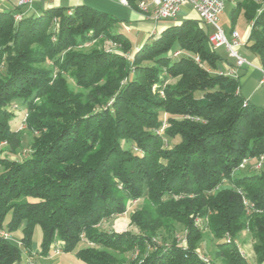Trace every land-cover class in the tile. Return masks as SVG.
Returning a JSON list of instances; mask_svg holds the SVG:
<instances>
[{
    "label": "trees",
    "instance_id": "16d2710c",
    "mask_svg": "<svg viewBox=\"0 0 264 264\" xmlns=\"http://www.w3.org/2000/svg\"><path fill=\"white\" fill-rule=\"evenodd\" d=\"M125 1L138 10L141 0ZM240 13L264 66V0H237L232 26ZM116 22L87 5L0 10V264L32 256L36 226L41 257L59 241L84 264H212L197 251L204 230L218 240L211 258L249 264L235 243L248 229L264 263V171L234 177L243 159L264 156V107L236 93L240 76L219 74L198 17L136 49ZM99 37L119 52L78 47ZM23 125L30 152L11 157ZM141 199L128 215L135 232L99 228Z\"/></svg>",
    "mask_w": 264,
    "mask_h": 264
},
{
    "label": "rangeland",
    "instance_id": "374dc122",
    "mask_svg": "<svg viewBox=\"0 0 264 264\" xmlns=\"http://www.w3.org/2000/svg\"><path fill=\"white\" fill-rule=\"evenodd\" d=\"M118 4H119V0H118ZM234 6V3L232 0H225V6L223 11L218 15L217 17V25L223 29V31L226 33V35L229 37L228 35V30L232 27V8ZM125 8V6H124ZM118 13H120V11H124L123 8L118 7ZM127 11V10H125ZM139 11V10H138ZM175 21H182L183 20V15L178 13L175 17V19H172ZM172 20H166V21H172ZM247 26V21L245 20L244 16L242 13H240L236 20H235V24L234 27L236 28V30L238 31V33H242V31L246 28ZM209 33H211L213 31V29L211 27H207ZM113 32L117 33V32H121L126 34L131 40H133V37L127 33H125V30L123 29V24H121L120 19L118 22H116L114 24L113 27ZM134 41V40H133ZM132 41V42H133ZM80 49H82L83 51H90L92 49H97V50H105V51H116L119 52V50L117 49V47L110 42L109 40H106L104 38H97L93 41L90 42H86L83 45L78 46ZM216 52L219 54L221 60L218 62V66L222 69H224V62H228V63H234V59L229 55V53L226 51V49L224 47L222 48H217ZM237 52L239 54V56H241L242 58L246 59L248 62H253V54L249 52V50L245 49V47H240L237 49ZM45 66H47V64H44ZM258 67L261 68V70L264 71V66L261 65L260 63H258ZM237 69V75H241L240 79L242 77L243 74H246L249 71H254L255 74H253L251 76V78L253 79V77L255 75L261 74L262 72L257 69V68H252L250 66H243L242 68H236ZM1 73H5V70L3 68H0V74ZM174 80L173 79H169L166 83H173ZM164 83V85L166 84ZM249 83V82H248ZM240 86H241V81H240ZM251 86H253V84H251ZM245 87L247 88V84L245 85ZM153 89V87H152ZM155 90V89H153ZM74 91H77L76 88H74ZM259 95L260 97H262V99L264 100V86H261L259 88ZM261 103H259V107H264V101H259ZM11 109V108H10ZM16 115L17 118L19 120V123H22L23 117L25 118V116H27V111L24 108H17L16 110L13 111ZM161 119L163 120V124H162V128L157 132L160 133V131H162L167 125L165 122L166 119V115L162 114L161 115ZM21 129H23V137H22V144H21V149H20V153L19 155H11V157H16V158H21L24 157L26 155H28V153L30 152L29 149V141L31 140V136L27 133V131L24 129V125L21 127ZM177 142V139H173L171 141H169V144H173ZM2 147H4L2 145ZM257 161L256 158H252L248 161V163L241 169L237 170L234 172V177H241V176H246V175H252V174H256L259 172L264 171V163H262V165H260L259 167L255 168ZM249 167H252L254 169H257L258 171L256 173H251L249 171ZM1 171V168H0ZM227 184V183H226ZM143 202V199L138 200V201H130L128 203L126 212L122 215L119 216H114L110 219L104 220L100 223L99 228L105 231H115V232H123V231H136V228L132 225H130L129 222V213L134 211L135 209H137L138 206H140ZM199 225L203 226V220H199ZM247 224V222H246ZM21 235V233L18 231L15 233V237L13 238V240L17 243L18 241V237ZM184 231L182 229L181 226H177V231L174 233V238L176 239V241L178 243H184ZM218 240H215L212 235L209 233L208 230H204L203 233V238L201 240V243L198 247V250L200 252V255L203 256L206 259H210L212 264H223L221 262V260L219 259H214L211 258L214 251H215V243ZM41 242V230L38 226H36L34 228V233H33V239H32V251L33 254L31 257H27V255H25V252L22 255L21 261L19 264H28V262L31 263H39V262H43L46 264H58V263H63V264H84L83 262H81L80 260H78L73 254H66L63 253L61 248L59 247V244H61V242L58 241L57 244H54L52 246L51 249V253L46 256V257H41L38 254L39 251V245ZM235 243L237 245L238 251L239 253H243V256L245 257V259L248 261L249 264H264V263H260L257 260V257L254 253L253 250V245L255 243V239L253 238V235L248 231V229H245L243 231H241L240 233H238L235 237Z\"/></svg>",
    "mask_w": 264,
    "mask_h": 264
},
{
    "label": "crops",
    "instance_id": "0c3cea01",
    "mask_svg": "<svg viewBox=\"0 0 264 264\" xmlns=\"http://www.w3.org/2000/svg\"><path fill=\"white\" fill-rule=\"evenodd\" d=\"M232 1L235 6L237 0H232ZM77 5H87L95 10L104 12L107 15L114 17L117 20V22L120 19L121 24H123V29L125 30V33L131 35L134 41L131 40L126 34L124 33L122 34H124L130 39L132 48L134 49H136L144 41H146L150 35H155L156 33L161 32L165 27L178 22L175 20L154 21L149 16V14H144L138 10H133L129 8L127 4L126 5L122 4L120 0H119V4H118V0H32L30 4L21 7L19 5V0H0V10H11L16 8H21L24 14H30V13L39 14L41 13V11H43L46 8H51V7L73 8ZM118 7L124 9V11H120L121 14L118 13V10H120L118 9ZM178 13L183 15V20L197 19V14L188 5L181 6ZM250 26L251 23L247 22L246 28L242 31V33L239 34L242 41L244 42L243 47H245V49L247 50L249 49L246 47L245 42L249 34ZM233 30L237 31L234 25L228 30V35H230V33ZM253 56H254L253 62L251 63L253 65H258L259 63L258 58L254 54ZM223 65L225 68L224 69L220 68L219 71L226 73L227 71L232 70L233 77L241 76L236 74L237 67L235 66V62L233 64L224 62ZM253 74H255L254 71H249L246 74H243L241 79H239V82L241 81V86L239 85V94L241 97L247 99L250 104L258 106L259 103H261L259 102L260 100L264 101L262 97H260L259 95L260 92L259 88L261 87V85L259 84V80L261 78V74L258 73V75H255L252 79L251 76ZM246 84H247V88L245 87ZM251 84H253V86H251ZM249 171L251 173H256L258 170L249 167Z\"/></svg>",
    "mask_w": 264,
    "mask_h": 264
},
{
    "label": "built area",
    "instance_id": "2783aa9c",
    "mask_svg": "<svg viewBox=\"0 0 264 264\" xmlns=\"http://www.w3.org/2000/svg\"><path fill=\"white\" fill-rule=\"evenodd\" d=\"M122 4L126 5L125 0H120ZM32 2V0H19V5L24 6L28 5ZM183 5H188L191 9L197 14L198 19L204 23L206 26H209L213 29V31L208 36V42L214 48H222L224 47L229 55L234 59L235 66L240 68L243 66H250L253 68H257L262 72L261 78L259 80V84L264 86V71L258 67V65H253L248 62L246 59L239 56L237 49L244 45L239 33L233 30L229 37L225 34L223 29H221L217 25V17L223 11L225 6V0H141L138 3V10L144 14H149V16L154 21H166L175 19L178 14L180 7ZM20 15H16L15 19H19ZM219 74H226L229 76L233 75L232 70L225 72L219 71ZM156 86H153L155 89ZM236 93H239V89L236 90ZM246 100H244V105L246 104ZM250 159H243L237 167V170L243 168ZM256 167H259L264 163V156H260L256 158ZM239 193H241L239 191ZM243 204L249 210L250 204L247 199H243ZM227 240H229L227 238ZM198 253L199 250H197ZM243 256V253H240ZM200 257L207 261L206 258L200 255Z\"/></svg>",
    "mask_w": 264,
    "mask_h": 264
}]
</instances>
